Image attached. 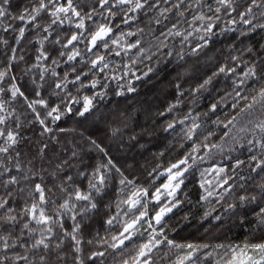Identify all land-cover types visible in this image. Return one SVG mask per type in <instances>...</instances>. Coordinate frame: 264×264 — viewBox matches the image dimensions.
<instances>
[{"label": "snow or ice", "instance_id": "1", "mask_svg": "<svg viewBox=\"0 0 264 264\" xmlns=\"http://www.w3.org/2000/svg\"><path fill=\"white\" fill-rule=\"evenodd\" d=\"M0 31V264H98L107 249L114 264H153L163 244L182 250L169 264L202 249L264 264V0H0ZM161 62L171 98L157 105L137 89ZM177 128L182 154L139 164ZM201 160L199 200L221 213L201 219L247 225L244 241L167 235Z\"/></svg>", "mask_w": 264, "mask_h": 264}, {"label": "trees", "instance_id": "2", "mask_svg": "<svg viewBox=\"0 0 264 264\" xmlns=\"http://www.w3.org/2000/svg\"><path fill=\"white\" fill-rule=\"evenodd\" d=\"M142 18V17H141ZM131 23V22H130ZM4 33L0 31V35ZM251 35V34H249ZM254 39H259V33H256L253 37ZM147 40L148 37L145 36ZM220 43L216 45L220 47L224 43V38H219ZM11 42V41H10ZM27 43V41H25ZM19 47H24V44L19 45ZM3 57H0L2 61ZM152 64H155L153 59L152 63H149L148 60H144L142 65L138 67L146 70L147 67H151ZM160 71H156L155 74H149L147 78L141 77V82L138 86V98L152 97L153 102L157 105H163L166 100L171 98V89L169 87V78L171 76L170 69L164 67V62L160 64ZM135 83V82H134ZM132 97L129 96V100ZM207 101V96L204 97V100L197 105V110H201L204 104ZM243 103V101L241 102ZM186 109L181 108L178 111L183 112ZM221 119L223 115L220 112L216 113ZM171 117L165 116L164 119H170ZM59 124V122H58ZM63 126V125H60ZM209 130L217 132L216 138L218 139L219 133L218 128L222 126L206 125ZM32 131V129H28ZM179 129L177 128L176 133H172L169 136L165 137L163 134L158 135L153 141L152 145L148 147L147 151H142L139 154H135L136 160L140 165L147 167L148 165L155 166L156 163L163 162L164 165H167V162L172 160L174 157H177L180 153L179 149L176 147V142H178L179 137L177 136ZM89 135L94 134V131L88 133ZM102 143L106 141L102 140ZM187 144V142H185ZM187 147H190V144H187ZM185 147V151L187 150ZM161 149H164V154L162 157L156 156L154 162L155 154L159 153ZM115 151V150H113ZM116 157H119L118 163H125L123 160V154L115 153ZM115 158V157H114ZM87 159V157H85ZM147 162V163H145ZM191 163V162H190ZM210 162L198 163L195 165L193 171L189 173V176L186 180L185 191L180 193L182 198V204L178 206L175 211L170 214L166 220V223L170 228L175 229V231H167L169 238L174 239L178 242H196V243H207L209 245H215L217 243H223L225 245L229 243H235L237 241H244L246 237L249 236V231L247 225H241L240 222L222 217L220 222H217L210 217L201 219V215L204 211L212 212L215 209L217 215H221L219 208H216L215 198L211 199V207L208 203L199 200V195L201 189L197 184L199 179V171L202 168L208 167ZM151 171V168L148 169ZM211 175V174H210ZM160 182L163 183V179H166L165 174H161L159 177ZM187 214V215H186ZM142 229L146 230L147 225H142ZM110 231H113L110 229ZM103 235V231H101ZM144 238H146V231L143 232ZM139 239H136L134 243H139ZM125 250H121L123 254ZM182 250L169 249V246L163 244L158 246L157 249L153 250V264H169V261H174L175 256L179 254ZM205 250H200L198 253L199 259L197 264H214V261L217 259L216 255L204 256L203 252ZM208 251L219 253L220 256H223V249H213L210 248ZM168 252V255L164 253ZM127 255L131 256V249H127ZM120 255L117 254L115 250L107 249L105 255L101 257L98 261V264H114V261H118Z\"/></svg>", "mask_w": 264, "mask_h": 264}, {"label": "rangeland", "instance_id": "3", "mask_svg": "<svg viewBox=\"0 0 264 264\" xmlns=\"http://www.w3.org/2000/svg\"><path fill=\"white\" fill-rule=\"evenodd\" d=\"M204 162H209V161L201 160V161H198L197 164H198V163H204Z\"/></svg>", "mask_w": 264, "mask_h": 264}, {"label": "water", "instance_id": "4", "mask_svg": "<svg viewBox=\"0 0 264 264\" xmlns=\"http://www.w3.org/2000/svg\"><path fill=\"white\" fill-rule=\"evenodd\" d=\"M175 209H176V208H175ZM175 209L173 210V212L175 211ZM173 212H172V213H173ZM172 213H170V214H172ZM170 214H169V215H170ZM169 215H168V216H169Z\"/></svg>", "mask_w": 264, "mask_h": 264}]
</instances>
